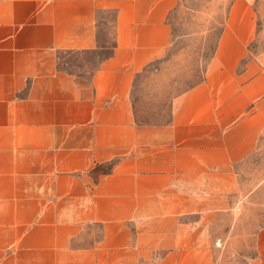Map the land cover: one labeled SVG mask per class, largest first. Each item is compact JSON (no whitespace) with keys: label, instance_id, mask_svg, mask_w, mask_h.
Returning a JSON list of instances; mask_svg holds the SVG:
<instances>
[{"label":"crops","instance_id":"obj_1","mask_svg":"<svg viewBox=\"0 0 264 264\" xmlns=\"http://www.w3.org/2000/svg\"><path fill=\"white\" fill-rule=\"evenodd\" d=\"M180 0H0V264H218L264 145L257 0H231L203 79L167 123L137 119ZM113 45L86 83L60 55ZM264 264V225L255 256Z\"/></svg>","mask_w":264,"mask_h":264},{"label":"rangeland","instance_id":"obj_2","mask_svg":"<svg viewBox=\"0 0 264 264\" xmlns=\"http://www.w3.org/2000/svg\"><path fill=\"white\" fill-rule=\"evenodd\" d=\"M231 0H180L169 16L174 40L165 56L141 72L133 88L137 119L167 123L177 94L200 82L223 28ZM259 37L253 44L264 47V0L256 1ZM110 13L102 15V46L60 55L59 67L86 83L100 60L111 52ZM249 191L221 225L217 241L218 264H247L255 256V232L264 225V145L241 167Z\"/></svg>","mask_w":264,"mask_h":264},{"label":"trees","instance_id":"obj_3","mask_svg":"<svg viewBox=\"0 0 264 264\" xmlns=\"http://www.w3.org/2000/svg\"><path fill=\"white\" fill-rule=\"evenodd\" d=\"M213 54H214V53H213ZM212 56H213V55H212ZM212 56H211V57H212Z\"/></svg>","mask_w":264,"mask_h":264}]
</instances>
